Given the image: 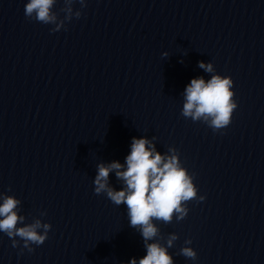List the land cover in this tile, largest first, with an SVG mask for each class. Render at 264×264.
<instances>
[{"label":"clouds","instance_id":"obj_1","mask_svg":"<svg viewBox=\"0 0 264 264\" xmlns=\"http://www.w3.org/2000/svg\"><path fill=\"white\" fill-rule=\"evenodd\" d=\"M56 2L28 0L24 8L25 17L44 25H54L51 31L57 32L65 28L66 21H71L73 17L80 18L82 12L73 11L74 3L78 2L81 9L86 7V0H63L61 11L65 15L60 19L53 11ZM199 67L212 73L211 78L207 81L204 77L191 79L184 90L181 115L193 122L205 123L214 132H220L231 124L238 106L233 91L234 82L230 76L217 74L212 63L200 61ZM155 139L133 137L130 153L125 158L126 167L118 161L99 164L94 192L96 195L106 194L116 206H126L130 227L140 232L146 248V255L139 259L138 264H174L168 249L174 246L179 237L172 233L167 236L166 244L161 243L164 238L157 222L170 224L174 218L176 221L185 219L189 212L188 203L203 201L205 196L198 195L194 174L182 166L178 150L169 147L167 154L161 155L156 151L153 143ZM113 171L116 178L123 182L124 186L120 190L109 185V174ZM0 199V232L12 239V246L18 245L17 237L29 252L34 250L31 245H42L51 225L39 218L25 223L26 217L18 214L21 205L19 199L7 194L0 195ZM44 215L46 212H41V216ZM191 243V239H186L179 255L196 260V251L188 246ZM129 264H137L136 258H132Z\"/></svg>","mask_w":264,"mask_h":264}]
</instances>
